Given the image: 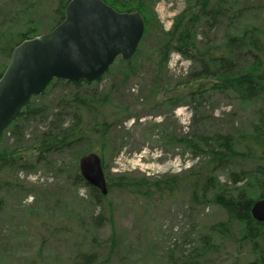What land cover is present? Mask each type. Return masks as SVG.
I'll return each instance as SVG.
<instances>
[{
    "label": "trees",
    "instance_id": "1",
    "mask_svg": "<svg viewBox=\"0 0 264 264\" xmlns=\"http://www.w3.org/2000/svg\"><path fill=\"white\" fill-rule=\"evenodd\" d=\"M104 1L119 11H139L145 25L143 10L150 0H130L132 3L124 0ZM67 2L68 0H56V5L51 9L52 26L63 19ZM35 3L36 0L0 2V75L7 65L12 48L23 39L38 34V26L32 25L34 17H31ZM250 8L244 0H187L173 29L164 33V38L158 39L155 51L160 64L165 63L172 50L192 59L194 71L191 75L198 79V88L188 89L186 94L198 95L196 99L205 98L207 95L201 94L202 92L217 88L232 92L241 105H253L255 119L248 127L211 133L202 129L178 138L172 136L173 140L168 138L169 143L176 142L175 145L181 146L192 157L200 158V161L180 174L156 180L129 178L121 174L105 175L107 194H102L89 185L79 171L78 159L89 149L80 152L77 148V143L84 139L87 132H98L100 137H104L112 120L110 117L115 115L106 107L107 96L99 97L98 92L90 88L92 82L99 81L102 76L93 81L52 79L40 93L32 96L22 106L5 129L11 131L17 146L0 150V210L5 205L4 196L12 194L15 198L16 194L26 196L31 192L30 186L18 179V172L41 166L46 171L51 170L56 175L62 172L73 181L89 186L91 203L101 208L97 213H90L91 221L96 225L109 220L113 214L114 202L113 199L112 202L108 199L113 185L126 195L127 207H131V210L132 207H141V204L154 208L155 211L158 207L165 210L166 204L178 203L179 196L182 195L179 205L199 221L192 222L187 231L179 232L167 246L161 244L157 257L155 254L141 253L145 257L133 262L134 264H264V225L251 214L254 200L264 196V107L256 104L264 96V33L256 26H245L234 33L226 31L221 36V41L212 47L207 42L208 36L203 35V39H198L196 34L197 26L207 28L216 25L220 28L218 20L223 16H226L230 25L233 17L242 16ZM17 14L28 16L26 27L12 31L10 24L16 20ZM117 59L125 63L126 71H134L132 57L127 60L121 57ZM245 60L248 63H244ZM52 89L58 90L59 95L55 101L36 102V98L48 94ZM172 91L173 89L164 88L161 92L168 96L163 99L173 101V98L178 97L171 95ZM198 105L199 102L194 106L195 111ZM68 115L72 121L64 126L63 117ZM49 118L48 127L37 133L33 132L32 142L25 144L23 134L27 123ZM2 142L3 138L0 140V149ZM73 147L76 149L73 165H67L66 168L52 165L50 154L60 155ZM221 170L230 179L229 185L225 181L221 182L215 174ZM238 182H243V185L236 187ZM251 190H258V196L254 198L250 195ZM32 191L37 198L38 188L37 191ZM41 199L45 205L50 202L49 198L46 200V195ZM62 201L61 198H56L55 204ZM63 204L66 209L67 202L63 201ZM213 209L220 212L219 219L212 218L210 210ZM112 235L108 245L109 253L116 247V236L113 232ZM79 238L82 241L86 239L80 234ZM97 256V251L92 249L80 250L76 254L77 259L83 260L84 264H94ZM231 258L232 261L229 260ZM120 259L123 260L121 264H129V258Z\"/></svg>",
    "mask_w": 264,
    "mask_h": 264
},
{
    "label": "rangeland",
    "instance_id": "2",
    "mask_svg": "<svg viewBox=\"0 0 264 264\" xmlns=\"http://www.w3.org/2000/svg\"><path fill=\"white\" fill-rule=\"evenodd\" d=\"M124 1L132 3L130 0ZM244 1L250 5L249 11L240 17H233L230 25L226 16H223L218 20L220 28L216 25L207 28L197 26V38L208 36L207 42L212 47L221 41L226 31L234 33L245 26H256L264 33V0ZM147 3V8L143 10L146 18L144 34L132 56L134 71H126L125 63L117 59L110 71L90 86L98 92L99 97L107 96L106 107L115 115L110 117L112 120L104 137H100L98 132H87L84 139L77 143V148L80 152L89 149L97 153L106 176L121 174L129 178L156 180L180 174L200 161V158L192 157L181 146L175 145L176 142L169 143L168 138L173 140L172 136L178 138L202 129L206 133L232 131L248 127L255 119L254 106L249 103L241 105L232 92L217 88L205 90L201 94L207 97L199 99H196L198 95L185 93L188 89L198 88V79L191 75L194 71L192 59L172 50L165 63L160 64L155 51L158 39L164 38L163 34L173 29L187 0H150ZM55 5L56 0H36L31 17H34L32 25L38 26V33L51 28V9ZM27 17L17 14L10 29H24ZM244 63H248V60ZM164 88L173 89L171 95L178 97L173 98V101L163 99L168 96L162 94ZM58 95V90L52 89L48 94L36 98V102L50 103ZM197 102L199 105L195 111ZM256 104L264 107V96ZM63 120L65 126L71 123L72 118L68 115ZM49 123L50 118L27 123L23 134L24 143L32 142L33 132L46 129ZM2 138L0 150L17 146L10 130L5 131ZM75 150L73 147L60 155L50 154L49 159L55 167L66 168L67 165H73ZM215 174L221 182L230 184L224 170ZM17 177L30 186L31 192L26 196L16 194L15 198L12 194L4 196L5 205L0 210V264H84L83 260L77 259L76 254L88 249L98 253L94 264H121L122 257L129 258L128 263L134 264L145 257L141 253L155 254L157 257L161 244L167 246L179 232L187 231L192 222L199 221L179 205L182 195L178 203L166 204L165 210L158 207L160 209L156 208L155 211L142 204L131 210V207H127L126 195L113 185L110 190L112 194H108V199L114 202L113 214L109 220L96 225L91 221L90 213H97L101 208L91 203L88 185L79 184L62 172L56 175L51 170L46 171L41 166L34 170H20ZM243 182H238L236 187H241ZM37 188L39 195L36 198L32 190L37 191ZM257 191L251 190L249 193L255 198L258 196ZM44 195L46 200L50 199L48 205L42 203ZM56 198L67 202L66 209L63 201L55 204ZM210 211L212 218H220L217 209ZM112 232L116 236V247L109 253ZM79 234L86 239L82 241Z\"/></svg>",
    "mask_w": 264,
    "mask_h": 264
},
{
    "label": "water",
    "instance_id": "3",
    "mask_svg": "<svg viewBox=\"0 0 264 264\" xmlns=\"http://www.w3.org/2000/svg\"><path fill=\"white\" fill-rule=\"evenodd\" d=\"M143 32L139 11H117L103 0H68L58 24L23 39L10 52L0 75V139L21 107L52 79H97L118 56H133ZM78 164L86 182L106 194L99 155L86 152ZM251 214L264 225V197L252 203Z\"/></svg>",
    "mask_w": 264,
    "mask_h": 264
}]
</instances>
